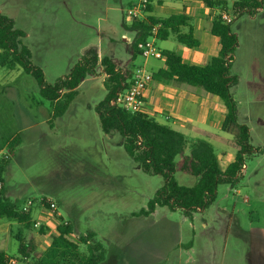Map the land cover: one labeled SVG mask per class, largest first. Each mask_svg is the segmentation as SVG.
Instances as JSON below:
<instances>
[{"label":"rangeland","instance_id":"374dc122","mask_svg":"<svg viewBox=\"0 0 264 264\" xmlns=\"http://www.w3.org/2000/svg\"><path fill=\"white\" fill-rule=\"evenodd\" d=\"M130 1L138 0H0V12L25 33L22 44L33 65L54 85L92 47L125 63L121 32ZM235 1L228 2L232 29L248 32L250 44L241 47L245 56L255 52L252 61L245 59L240 83L232 89L239 122L249 126L255 147L239 182L220 185L216 201L191 216L166 207L134 216L147 209L164 180L140 169L118 133L102 131L95 107L107 93L102 66L57 119L55 131L46 123L51 103L42 99L35 79L20 68L0 66V152H9L15 138L22 140L4 176L6 190L20 210L33 202L30 223L3 219L0 250L16 264H37L35 255L19 262L18 238L34 241L44 253L58 227L70 223L72 240L95 234L106 250L102 264H264V18L258 27L246 25L250 15L236 17ZM218 157L224 167L228 158ZM174 178L181 186L197 183L182 172ZM48 199L60 217L47 209Z\"/></svg>","mask_w":264,"mask_h":264},{"label":"trees","instance_id":"16d2710c","mask_svg":"<svg viewBox=\"0 0 264 264\" xmlns=\"http://www.w3.org/2000/svg\"><path fill=\"white\" fill-rule=\"evenodd\" d=\"M218 5L222 7L225 4L223 2ZM263 6L264 0H236L232 9L236 17L245 13L253 16ZM147 12H152L151 4L148 5ZM151 24H161L158 34L160 39H167L174 33L177 34L179 42L187 47L199 46L187 16L175 15L158 19L148 14L144 21H133L132 28L139 30V35L132 44L134 54H140L138 43L151 36ZM181 27H189V31L183 34ZM211 33L219 38L220 50L208 64L188 65L175 52L164 51L166 68L160 70L156 76L166 81L177 79L179 82L200 87L223 101L227 109L223 132L231 137L237 148L234 159L225 168L221 166L211 144L196 141L188 145L189 141L183 133L158 123L143 112L133 114L114 105L112 102L117 95L128 87L133 70L128 64H122L109 55L99 59L96 47L89 48L67 76L59 78L54 85L47 84L43 70L33 65L29 49L22 44L25 33L15 26L13 19L0 12V66L9 70L20 68L31 75L42 99L52 103V120H55L65 115L75 100L81 83L98 75L97 67L100 64L107 76L104 82L106 96L96 106L102 131L105 134L118 133L125 152L139 164L140 169L145 174L161 176L164 180L163 186L148 202L147 209L133 215L147 217L158 207H166L172 211L180 209L191 216L194 212L207 209L216 201L220 185L234 186L239 182L247 158L255 153V147L250 143V128L247 124L239 122L237 102L232 92L238 83V78L231 73V68L239 38L232 30V24H224L220 16L213 22ZM15 141L16 138L12 140V147L16 146ZM8 162L0 164L2 182ZM177 172L196 177L197 183L193 187L179 185L174 178ZM44 201L47 206V201ZM4 218L19 223L31 222L30 209L20 210L6 196L3 188L0 191V221ZM72 234L73 228L70 223L61 224L58 227V234L53 237L44 253L37 251L34 241L25 242L18 238L19 262L26 263L32 255L38 257L37 264L105 262L106 250L101 243L95 242L94 233H87L76 240L70 239ZM82 246L86 250H82ZM11 259L5 252L0 251V264H10Z\"/></svg>","mask_w":264,"mask_h":264},{"label":"crops","instance_id":"0c3cea01","mask_svg":"<svg viewBox=\"0 0 264 264\" xmlns=\"http://www.w3.org/2000/svg\"><path fill=\"white\" fill-rule=\"evenodd\" d=\"M223 2L225 4L224 6L221 7L218 5ZM228 2L229 0H150L152 12L149 14L151 16L158 19H164L175 15L187 16L189 18V25L193 28L194 36L199 41L198 47L189 48L185 44L179 42L177 34L171 33L170 36L164 40L158 37L155 38L154 43L156 47L162 54L164 51L175 52L182 58L183 62L188 65L204 66L208 64L213 57L218 55L220 50L219 38L211 33L212 25L222 11L228 12ZM136 3L137 1H130L127 4V8L125 9L126 16H128L129 8ZM121 9H123V7ZM263 11L264 8H261L255 15H250V18H247L248 20L245 21V24L250 26L255 25V27L260 26L264 18V16H261L264 13ZM126 16L123 23V32H121V41L125 46L124 64H128V66L132 67L133 72L137 67H143L153 76V80L144 93L145 105L142 112L154 118L158 123L183 133L189 141L188 145L196 141H204L211 144L215 148L217 155L220 154L228 158L225 166L223 167L221 165L225 168L227 164L234 159L237 153V148L229 140L230 136L223 132V125L227 112L225 104L219 97L207 93L200 87L179 82L177 79L166 81L157 78L156 74L160 70L166 68V59L165 57L161 59H146L140 56L139 53H133L132 44L137 39L139 30L132 28L133 19L131 18L132 22H128ZM141 20L144 21L146 18H141ZM232 30L239 38V46L231 70L240 83L241 77H239V74L243 69V63L245 59H247V62L250 60L252 61L255 52L252 50L245 56L241 47L244 42H247V45L250 44L248 32L247 34H241L238 33L236 29ZM188 31L189 27H181V33L185 34ZM97 50L100 59L104 57L102 51L100 52L98 47ZM241 60H243V62H241ZM93 79L94 77L87 78L81 83L77 89L78 93L76 98L79 95L80 89ZM50 106L51 112L47 111L46 113V123H48L51 131H55L57 119L64 117V115L52 121V103ZM51 121L52 123H50ZM21 143L22 140L18 141L16 146L11 150H6L9 151L11 156L3 175L4 193L7 197L8 192L6 190L4 176L11 169V160L14 156L13 152L18 146H21ZM43 197L46 196L43 195ZM26 206H24L23 209ZM3 221V219L0 221V225ZM0 251L5 252L3 249Z\"/></svg>","mask_w":264,"mask_h":264},{"label":"built area","instance_id":"2783aa9c","mask_svg":"<svg viewBox=\"0 0 264 264\" xmlns=\"http://www.w3.org/2000/svg\"><path fill=\"white\" fill-rule=\"evenodd\" d=\"M221 1V0H218ZM150 4V0H138L136 4L131 6L128 10V16L134 20H141V18H146L149 14L147 12V7ZM220 19L224 24H232L234 19L231 17L228 12L222 11L220 14ZM151 36L143 41L138 43V49L140 55L143 58H155L161 59L164 57L162 52L156 47L154 39L158 37L161 24H151ZM153 80V76L143 67H137L133 76L129 82L128 87L122 93L118 94L115 100L112 102L114 105H117L130 113H140L143 111L145 102H144V93ZM9 152H0V164L4 161L10 159ZM4 183L0 181V191L3 190ZM49 200V199H48ZM47 201V209L56 216L60 217L59 209L57 204L52 200ZM33 202L30 200L27 206L23 209L24 211L28 210L29 206ZM67 224V223H65ZM39 223H36L35 226H38ZM16 260L11 259L10 264H16Z\"/></svg>","mask_w":264,"mask_h":264}]
</instances>
